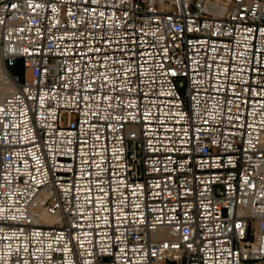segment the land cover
<instances>
[{
  "label": "built area",
  "instance_id": "1",
  "mask_svg": "<svg viewBox=\"0 0 264 264\" xmlns=\"http://www.w3.org/2000/svg\"><path fill=\"white\" fill-rule=\"evenodd\" d=\"M0 264H264V0H0Z\"/></svg>",
  "mask_w": 264,
  "mask_h": 264
},
{
  "label": "rangeland",
  "instance_id": "2",
  "mask_svg": "<svg viewBox=\"0 0 264 264\" xmlns=\"http://www.w3.org/2000/svg\"><path fill=\"white\" fill-rule=\"evenodd\" d=\"M13 71H14V72H17V69L14 68ZM62 120H63L64 123L68 120V114H67V113H64V114H63Z\"/></svg>",
  "mask_w": 264,
  "mask_h": 264
},
{
  "label": "bare ground",
  "instance_id": "3",
  "mask_svg": "<svg viewBox=\"0 0 264 264\" xmlns=\"http://www.w3.org/2000/svg\"><path fill=\"white\" fill-rule=\"evenodd\" d=\"M46 219L51 220V217H48V216H47Z\"/></svg>",
  "mask_w": 264,
  "mask_h": 264
}]
</instances>
